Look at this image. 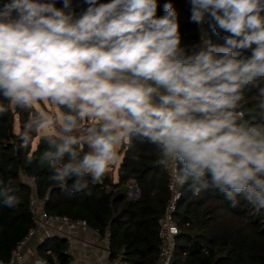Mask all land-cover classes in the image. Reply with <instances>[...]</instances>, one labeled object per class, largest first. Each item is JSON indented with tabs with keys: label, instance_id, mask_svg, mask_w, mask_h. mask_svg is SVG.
<instances>
[{
	"label": "clouds",
	"instance_id": "9594fccd",
	"mask_svg": "<svg viewBox=\"0 0 264 264\" xmlns=\"http://www.w3.org/2000/svg\"><path fill=\"white\" fill-rule=\"evenodd\" d=\"M187 3L201 33L182 46L172 0H0V115L32 110L21 137L45 145L26 163L83 191L138 139L174 184L264 209V0ZM15 191L0 181L9 208Z\"/></svg>",
	"mask_w": 264,
	"mask_h": 264
},
{
	"label": "trees",
	"instance_id": "16d2710c",
	"mask_svg": "<svg viewBox=\"0 0 264 264\" xmlns=\"http://www.w3.org/2000/svg\"><path fill=\"white\" fill-rule=\"evenodd\" d=\"M159 0L157 16L163 15ZM180 24L181 44L191 45L200 38V26L190 22L187 0H172ZM59 6V5H58ZM207 30L213 43H223V33L217 34L210 25ZM250 54V51L245 53ZM251 98V96H250ZM32 110L10 107L0 115V181L16 189L21 203L9 208L0 201V259L9 260L12 250L23 240L35 222L30 207V195L35 192L45 200V210L51 215L84 221L101 237L110 231L111 258L122 254L128 264H157L159 259L158 219L169 199L168 175L159 163L154 146L133 139L119 165L118 180L109 171L87 189L74 191L57 187L50 179L51 171L38 160L26 163L30 155L39 156L45 148L38 134L25 144L21 137ZM16 118L19 131L15 129ZM139 194L130 198V186ZM233 206L222 193L214 189L194 191L186 183L178 204L176 221L180 233L171 264H264V209H257L242 195ZM37 251L51 264H70L65 238L47 237L39 242Z\"/></svg>",
	"mask_w": 264,
	"mask_h": 264
},
{
	"label": "built area",
	"instance_id": "2783aa9c",
	"mask_svg": "<svg viewBox=\"0 0 264 264\" xmlns=\"http://www.w3.org/2000/svg\"><path fill=\"white\" fill-rule=\"evenodd\" d=\"M207 24L208 22L205 23L203 27L210 37V33L207 30ZM161 166L168 175V190L170 196L164 213L158 219L160 245L159 259L157 264H171L176 247V237L180 233V229L176 221V212L178 209V204L184 195L186 184L180 186L172 182L171 176L177 167L174 163L170 162L167 166ZM131 187L133 186L131 185ZM130 194L129 197L132 196L131 191ZM30 207L32 217L35 222L34 228H32L27 236L23 240H21L12 250L9 260L5 261L0 259V264H51L46 258L40 255H37L32 260V262L28 263L26 261L25 255L26 246L33 240H43L47 237H51L49 236L51 230H58L56 226L66 227L69 232L77 229L87 228V225L84 221L71 220L67 217H60L47 213L45 210V200L39 199L35 192L30 195ZM66 235L68 238H71L69 233H66ZM102 241L105 245V250L110 257L111 241L109 230L105 232L104 236L102 237ZM102 264H128V262L122 254H119L115 258L110 257L106 262H103Z\"/></svg>",
	"mask_w": 264,
	"mask_h": 264
},
{
	"label": "crops",
	"instance_id": "0c3cea01",
	"mask_svg": "<svg viewBox=\"0 0 264 264\" xmlns=\"http://www.w3.org/2000/svg\"><path fill=\"white\" fill-rule=\"evenodd\" d=\"M16 120L18 121L17 118ZM15 129L18 132L19 125H18V130L16 127ZM38 141L39 139L37 141L34 140L33 142L34 148H36ZM122 152L123 151L121 150L120 153ZM113 177H114V180L117 181L118 172H117V176L113 175ZM130 191L132 192V196L130 198H135L139 194V190L137 189L136 191H134L133 187L131 186H130ZM56 228L58 230L52 229L49 236L65 238L67 240L68 254L70 255L72 259L70 264H102L103 262H106L110 258L105 250V245L102 241V237L96 230H93L87 227L86 229H77L72 232H69L66 227L56 226ZM66 233H69L71 238H68ZM41 241L42 240L36 239V240L31 241L26 246L25 255H26V261L28 263L32 262V260L37 255H39L37 251V247H38L39 242Z\"/></svg>",
	"mask_w": 264,
	"mask_h": 264
},
{
	"label": "rangeland",
	"instance_id": "374dc122",
	"mask_svg": "<svg viewBox=\"0 0 264 264\" xmlns=\"http://www.w3.org/2000/svg\"><path fill=\"white\" fill-rule=\"evenodd\" d=\"M39 107H41L42 109H48L50 106H48V105H40ZM18 125H19V123L16 120L15 127L17 128V130H18ZM38 139H39V136L35 139V141H37ZM123 154H124L123 152L120 153V155H121L122 158H123ZM121 160H120V162H118L115 166H113L110 169V171L113 173L114 176H117V172H118V169H119V165L121 163Z\"/></svg>",
	"mask_w": 264,
	"mask_h": 264
},
{
	"label": "water",
	"instance_id": "95a60500",
	"mask_svg": "<svg viewBox=\"0 0 264 264\" xmlns=\"http://www.w3.org/2000/svg\"><path fill=\"white\" fill-rule=\"evenodd\" d=\"M133 190H134V191H136V190H137L135 186H133Z\"/></svg>",
	"mask_w": 264,
	"mask_h": 264
}]
</instances>
